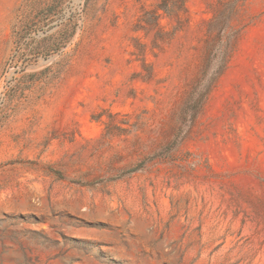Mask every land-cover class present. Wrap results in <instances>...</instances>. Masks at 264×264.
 <instances>
[{
  "label": "rangeland",
  "instance_id": "1",
  "mask_svg": "<svg viewBox=\"0 0 264 264\" xmlns=\"http://www.w3.org/2000/svg\"><path fill=\"white\" fill-rule=\"evenodd\" d=\"M0 264H264V0H0Z\"/></svg>",
  "mask_w": 264,
  "mask_h": 264
},
{
  "label": "trees",
  "instance_id": "2",
  "mask_svg": "<svg viewBox=\"0 0 264 264\" xmlns=\"http://www.w3.org/2000/svg\"><path fill=\"white\" fill-rule=\"evenodd\" d=\"M223 70H224V67H222V70H221L220 74H222V73H223Z\"/></svg>",
  "mask_w": 264,
  "mask_h": 264
}]
</instances>
